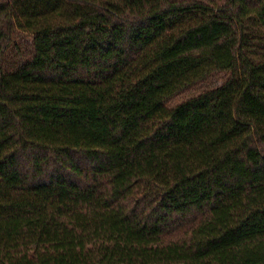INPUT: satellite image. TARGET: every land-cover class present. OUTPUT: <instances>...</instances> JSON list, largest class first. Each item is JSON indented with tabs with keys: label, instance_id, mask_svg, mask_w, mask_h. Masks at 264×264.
Listing matches in <instances>:
<instances>
[{
	"label": "trees",
	"instance_id": "obj_1",
	"mask_svg": "<svg viewBox=\"0 0 264 264\" xmlns=\"http://www.w3.org/2000/svg\"><path fill=\"white\" fill-rule=\"evenodd\" d=\"M0 264H264V0H0Z\"/></svg>",
	"mask_w": 264,
	"mask_h": 264
},
{
	"label": "rangeland",
	"instance_id": "obj_2",
	"mask_svg": "<svg viewBox=\"0 0 264 264\" xmlns=\"http://www.w3.org/2000/svg\"><path fill=\"white\" fill-rule=\"evenodd\" d=\"M16 42L22 54L17 55L15 51L13 50V47H11L10 50L6 53V58H5L6 63H7L6 66L8 68H11L18 61L25 60L27 57V53L30 50L31 40L26 35L18 37ZM226 77H227V73L212 74L207 79L189 86L187 89H185L181 93L168 99V101L166 102V105L169 107L175 106L188 98L194 97L204 91L216 88L219 85H221V83L225 80Z\"/></svg>",
	"mask_w": 264,
	"mask_h": 264
}]
</instances>
